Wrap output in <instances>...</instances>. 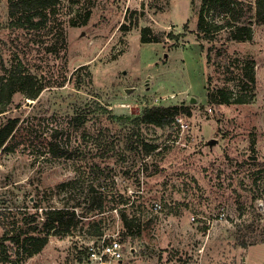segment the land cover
Wrapping results in <instances>:
<instances>
[{
    "label": "rangeland",
    "instance_id": "1",
    "mask_svg": "<svg viewBox=\"0 0 264 264\" xmlns=\"http://www.w3.org/2000/svg\"><path fill=\"white\" fill-rule=\"evenodd\" d=\"M202 1L192 7L190 0H79L59 15L76 17L78 25L66 24L68 50L54 58L46 47L60 46L57 27L49 38L11 26L7 0H0V72L17 53L50 82L36 99L16 93L0 115V125L20 118L0 147V264H101L88 255V244L100 237L91 233L90 220L65 232L36 229L30 219L34 214L43 222L50 206L83 203L90 188L103 196L104 212L94 216L102 218L101 236L124 244L121 262L105 264H264V24H254L250 40L221 32L216 44L226 43L230 65L207 63L196 35ZM144 27L160 41H142ZM248 58L256 61L257 82L241 89ZM83 64L92 80L83 69L81 83L75 70ZM208 76L212 88L246 101L210 104ZM181 103L192 105L190 117L135 127L159 145L150 154L129 148L128 128L135 123L122 126L107 117L110 111L135 118L146 106ZM78 108L91 118L86 139L69 121ZM98 121L109 126L106 151ZM50 141L67 153L51 151ZM72 178L77 181L69 183ZM127 196L132 234L124 233L119 211L111 208H123ZM6 230L19 241L38 234L47 242L18 256L17 243L4 239ZM245 241L251 244L244 247ZM6 255L12 263L3 261Z\"/></svg>",
    "mask_w": 264,
    "mask_h": 264
},
{
    "label": "trees",
    "instance_id": "2",
    "mask_svg": "<svg viewBox=\"0 0 264 264\" xmlns=\"http://www.w3.org/2000/svg\"><path fill=\"white\" fill-rule=\"evenodd\" d=\"M70 5H67L63 0H7L8 5V20L11 26H15L19 29H27L37 34H48L51 38L52 34L57 27L60 37L59 47L54 43H50L46 48V52L50 53L54 58H60L62 53H66L68 50V42L66 39V24L76 26L78 25L76 17L64 18L63 20L59 15L65 14L66 8L71 10L73 3L79 2V0H69ZM241 0H203L201 8L199 10V16L197 21V32L198 39L201 40L200 47L202 51H205V57L207 63L215 61L216 65H230L228 61L229 51L225 42L216 44L218 35L227 31L230 40L241 41L250 40L253 38V27L255 23L264 24V0H253L252 5L246 7H234L232 4H239ZM192 7L195 5V0H190ZM91 15V8L86 10L85 20ZM213 16L214 19L209 18ZM217 18V19H216ZM59 19V20H58ZM57 21V26H56ZM188 26V22L184 25ZM150 28L144 27L142 30V41L152 42L160 41L159 36L151 37L149 35ZM54 35V34H53ZM172 37H178L170 33ZM46 36V37H48ZM214 55V56H213ZM256 61L253 58H248L244 61L241 68V74L239 77V85L241 89H246L247 86L255 87L257 78L255 73ZM85 69L86 74L90 80L91 71L89 70L88 64L79 66L77 71V81L81 83L84 81V75L81 70ZM79 82V83H80ZM210 76L207 78V96L210 104H227L232 101L245 102L241 97L234 94L232 90L225 88H212L209 84ZM50 82L45 80L34 71H32L27 64L23 62L20 55L15 53L11 58L9 64L2 62L0 72V115H3L5 111L9 109L8 105L11 103L13 96L16 93H23L28 98L36 99L40 96L42 91L48 86ZM57 85L62 86L60 82ZM80 87V84H76ZM104 109V110H103ZM103 112L108 110L101 108ZM192 105L181 103V104H170V105H151L144 107L141 115L131 118L128 115H116L109 111L107 115L109 121L113 118L122 126L127 125V121L135 123L134 126H129L130 130V149L143 151L145 154H150L155 151L159 145L155 142L147 140L142 137L141 134L136 132L135 127L138 129L141 124H151L158 127H164L176 123L177 118L180 116L190 117L192 115ZM99 114V111H98ZM102 115V114H99ZM88 111L85 109L78 108L70 117L69 121L77 126L81 130L83 139L92 136L91 131L88 129V123L90 121ZM100 120V117L98 118ZM20 123L19 117H8L0 125V147H2L7 141L13 136L14 131L18 128ZM99 123L100 122H96ZM127 123V124H126ZM106 127V128H104ZM109 126H103L100 124L98 138L102 139L104 143L103 151L107 150L105 140L106 131ZM138 131V130H137ZM135 135V138H134ZM57 143L50 141V150L58 151L59 155H64L67 150L60 149ZM56 146V147H55ZM53 149V150H52ZM77 178H72L69 183H75ZM257 181V180H255ZM96 190L90 188L85 195L84 202H75L72 205L65 204L63 206H50L45 210V218L42 222L40 218L34 214L31 215V221L35 224V228L41 225L50 231V229H60L65 232H71L76 228L83 220H90V224L93 227L92 234L101 236L100 220L94 218V216L102 214L104 212L103 196H96ZM123 197V196H122ZM130 197L123 198V208H120L118 204L112 206V209H117L122 221L123 229L125 234H132V228L134 227L135 218L130 217ZM38 207V205L36 204ZM1 212V210H0ZM26 233V232H25ZM4 239L16 242V251L18 256L23 254L32 255L33 253L41 250L42 246L47 242V236H41L38 234H31L27 236L23 241H19L17 237L12 236L9 230L4 232ZM246 242V241H245ZM251 244V242H248ZM247 242L243 244L244 247L249 245ZM22 259V257L20 258ZM3 261L10 260V255H6Z\"/></svg>",
    "mask_w": 264,
    "mask_h": 264
},
{
    "label": "built area",
    "instance_id": "3",
    "mask_svg": "<svg viewBox=\"0 0 264 264\" xmlns=\"http://www.w3.org/2000/svg\"><path fill=\"white\" fill-rule=\"evenodd\" d=\"M180 120V118H177ZM156 207H160V204L156 203ZM124 244L120 238L115 237L113 239L107 238L103 235L95 240H92L88 244V255L92 261L100 262L105 264L109 260H115L121 262L124 255Z\"/></svg>",
    "mask_w": 264,
    "mask_h": 264
}]
</instances>
